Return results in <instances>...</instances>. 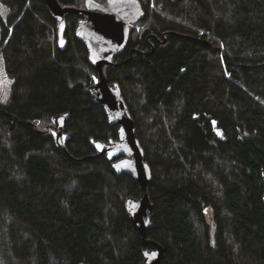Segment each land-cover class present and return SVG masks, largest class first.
Here are the masks:
<instances>
[{
	"label": "trees",
	"instance_id": "trees-1",
	"mask_svg": "<svg viewBox=\"0 0 264 264\" xmlns=\"http://www.w3.org/2000/svg\"><path fill=\"white\" fill-rule=\"evenodd\" d=\"M0 2L13 81L0 104V264H141L126 203L144 190L92 145L118 126L85 92L98 73L75 38L82 17L67 18L61 50L45 0ZM140 2L145 17L105 74L151 168L147 239L162 264H264V0ZM62 114L69 155L55 143Z\"/></svg>",
	"mask_w": 264,
	"mask_h": 264
},
{
	"label": "water",
	"instance_id": "water-1",
	"mask_svg": "<svg viewBox=\"0 0 264 264\" xmlns=\"http://www.w3.org/2000/svg\"><path fill=\"white\" fill-rule=\"evenodd\" d=\"M45 2L56 21L58 46L61 50L68 45L67 18L82 17L75 28V38L85 45L89 54V63L98 73V80L85 92L91 95L95 104L104 108L110 125L118 126V139L92 140V145L98 152L97 157L106 156L118 175H129L143 187V198H129L126 209L146 247L141 264H162L164 253L162 247L147 239V232L154 216V205L147 192L152 181L151 168L145 161V152L137 138L135 122L122 89L119 83L110 82L105 74V68L114 66L115 58L127 49L131 27L144 19L142 4L140 0H106V3L85 0V7L77 9L63 7L58 0H45ZM69 118L68 114H62L52 119L55 127V143L68 155L67 142L70 140V135L64 132V128Z\"/></svg>",
	"mask_w": 264,
	"mask_h": 264
},
{
	"label": "rangeland",
	"instance_id": "rangeland-1",
	"mask_svg": "<svg viewBox=\"0 0 264 264\" xmlns=\"http://www.w3.org/2000/svg\"><path fill=\"white\" fill-rule=\"evenodd\" d=\"M7 13L8 11L6 7L0 2V19L6 20ZM12 84L13 81L7 76L4 63L0 57V104H3L10 99ZM210 216L212 217V213L210 214ZM210 216H209V221L212 222Z\"/></svg>",
	"mask_w": 264,
	"mask_h": 264
},
{
	"label": "bare ground",
	"instance_id": "bare-ground-1",
	"mask_svg": "<svg viewBox=\"0 0 264 264\" xmlns=\"http://www.w3.org/2000/svg\"><path fill=\"white\" fill-rule=\"evenodd\" d=\"M51 14V13H50Z\"/></svg>",
	"mask_w": 264,
	"mask_h": 264
}]
</instances>
